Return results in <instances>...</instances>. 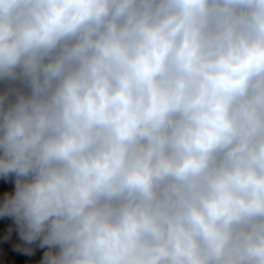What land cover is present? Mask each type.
<instances>
[{"label":"clouds","instance_id":"9594fccd","mask_svg":"<svg viewBox=\"0 0 264 264\" xmlns=\"http://www.w3.org/2000/svg\"><path fill=\"white\" fill-rule=\"evenodd\" d=\"M0 178L39 264H264V0H0Z\"/></svg>","mask_w":264,"mask_h":264},{"label":"rangeland","instance_id":"374dc122","mask_svg":"<svg viewBox=\"0 0 264 264\" xmlns=\"http://www.w3.org/2000/svg\"><path fill=\"white\" fill-rule=\"evenodd\" d=\"M12 187V180L0 178V198H2V189L11 190ZM11 225L12 220L10 218L0 217V264H39L43 249L36 247L32 255L18 251L15 245L19 243V238L14 228L11 236L5 238Z\"/></svg>","mask_w":264,"mask_h":264}]
</instances>
